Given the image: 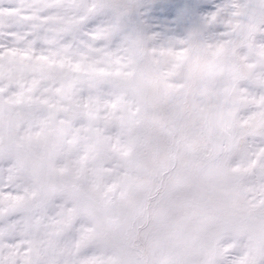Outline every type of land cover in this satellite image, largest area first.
Returning <instances> with one entry per match:
<instances>
[{
	"label": "snow or ice",
	"instance_id": "1",
	"mask_svg": "<svg viewBox=\"0 0 264 264\" xmlns=\"http://www.w3.org/2000/svg\"><path fill=\"white\" fill-rule=\"evenodd\" d=\"M0 264H264V0H0Z\"/></svg>",
	"mask_w": 264,
	"mask_h": 264
}]
</instances>
